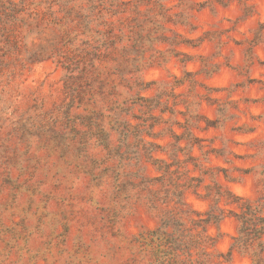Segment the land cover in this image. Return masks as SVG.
Listing matches in <instances>:
<instances>
[{
    "label": "rangeland",
    "instance_id": "374dc122",
    "mask_svg": "<svg viewBox=\"0 0 264 264\" xmlns=\"http://www.w3.org/2000/svg\"><path fill=\"white\" fill-rule=\"evenodd\" d=\"M0 264H264V0H0Z\"/></svg>",
    "mask_w": 264,
    "mask_h": 264
},
{
    "label": "trees",
    "instance_id": "16d2710c",
    "mask_svg": "<svg viewBox=\"0 0 264 264\" xmlns=\"http://www.w3.org/2000/svg\"><path fill=\"white\" fill-rule=\"evenodd\" d=\"M230 194H231V195H235V194H233L232 192H230ZM235 197L238 198L237 195H235ZM197 213L200 214V212H197ZM221 220H222V217H218V216H216V217H214V218H209V217H207V218H201V221L203 222V227H204L205 229H207V228L210 226L211 223L219 224V222H220Z\"/></svg>",
    "mask_w": 264,
    "mask_h": 264
}]
</instances>
